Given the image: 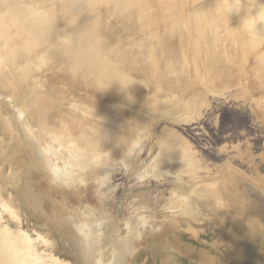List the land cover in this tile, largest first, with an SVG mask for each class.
Returning <instances> with one entry per match:
<instances>
[{
	"label": "rangeland",
	"instance_id": "obj_1",
	"mask_svg": "<svg viewBox=\"0 0 264 264\" xmlns=\"http://www.w3.org/2000/svg\"><path fill=\"white\" fill-rule=\"evenodd\" d=\"M3 1L13 10H19V5L23 8L25 1L28 6L34 2L29 6L32 8L35 4V8L39 9L44 3L43 9L53 10V0H48L49 3L47 0ZM89 1L93 2L92 11L103 9L104 24L111 22L116 26L112 31H127L135 25V36L140 37L145 33L140 31L148 26L152 34L158 36L155 44L160 50L168 37L173 40L179 38L183 30L186 36H196L192 23L196 19L199 3L203 2ZM137 1L142 6L133 4ZM241 2L242 11L244 4L250 3V0ZM215 3L219 2L216 0ZM1 4L0 14L7 9ZM127 4H132L133 8H125ZM41 8L39 10L42 11ZM134 17L138 21H134ZM67 20L66 16L61 22L66 23ZM176 21L181 22L178 28L165 29L166 24ZM188 51L190 56L191 50ZM191 57L194 56H190L187 65L191 81L189 88H183L185 91L181 90V98L166 105V108L143 83L138 86L139 99H135L115 82L102 88L97 86L94 77L73 75L59 66L36 69L34 76H29L24 82L17 76L24 63L15 68L8 65V68L3 66L2 69L1 65L2 225L14 233L22 231L30 235L37 253L45 258L52 255L64 264H86L66 235L77 231L75 223L89 216L94 218L89 227L103 236V242L107 239L111 242L123 241L130 238L131 229H135L137 238L132 255L119 264H264V83L256 80L250 62L243 61L228 80L215 82L210 91L196 77L195 60ZM247 73L248 76L253 74V79L248 78ZM166 87L169 90L172 88L169 85ZM166 95L169 97L170 93ZM161 98L166 99L163 95L159 100ZM31 102L35 108L45 105L39 113V120L44 124L57 127V130L65 126L73 128L75 159L85 155L84 146L77 143L87 136L92 142H97L96 147L103 145L99 142L121 141L126 149L124 152L128 154L110 157L107 166L91 165L81 176L82 182L79 184L77 181L71 186L51 183L44 178L43 172L36 173V179L39 177L36 185L41 183V187L37 185L35 193L44 198L41 197L42 209L35 210L20 198L18 191L21 183L18 184L17 175L23 169L16 165L25 157L24 152L20 154L16 151L25 136L42 142L38 137V122L30 117ZM168 142L189 149L194 162L177 164L180 160L163 148ZM56 148L58 152L72 156L73 151L67 147ZM187 167H194L196 174L184 172ZM151 170L153 176L141 178L142 174ZM104 172H108L109 178L102 183L100 178ZM57 212L61 218L54 222ZM110 226H116L117 233L109 234ZM103 245L105 254L113 262L114 248L105 243Z\"/></svg>",
	"mask_w": 264,
	"mask_h": 264
},
{
	"label": "bare ground",
	"instance_id": "obj_2",
	"mask_svg": "<svg viewBox=\"0 0 264 264\" xmlns=\"http://www.w3.org/2000/svg\"><path fill=\"white\" fill-rule=\"evenodd\" d=\"M22 1L24 0H21V2ZM214 1L216 2V0H203L202 3H199L200 6L197 7V12L195 13L196 19L192 23V28L193 31H195L194 33H196V36H186V33L183 30L178 35L179 38L173 40V38L168 37L161 50L155 44V40H159L158 36H154L148 26H144L145 30L142 29L140 31L141 33L145 31L144 35L140 37L135 36L137 33V31L135 32V25L131 26L127 31H122V29H120L119 32L117 29H113L112 31V28L116 26H113L111 22L107 23L112 26L104 24L105 19L103 9L101 8L92 11V1L81 0L82 6L76 11L71 10L70 0H53V10L51 11L43 9L44 3L43 5L42 3L40 4L42 5L40 6V8L42 7L41 11L39 10L40 8H35V4L33 5L34 8L29 7L32 6L31 4L34 2L31 4L28 3L30 4L28 6L27 3L25 4V1L24 4L22 3L25 8H21L20 5L17 8H19V10L23 9L25 12L33 15L47 31L50 37L49 43L46 47L28 50L20 46L17 39L16 29L10 25L9 20L7 19L9 12H15L18 10L10 8V4L8 8L7 2L3 4L4 1L2 0L0 1L2 2L1 5H6L7 9L4 7V11L0 14V66L2 65V69L3 66L8 68V65L10 68H15L19 67L21 62L24 63L22 69H19L21 70L20 73H17V76L22 78L24 82L29 76H34L33 73L36 72V69L49 66H53L54 68V66H59L66 72L73 73V75L83 74L85 77H94L97 86L100 85L102 88L108 86L111 82H115L118 86H122L125 89L124 92L128 95L132 94L135 99H139L140 88L138 86L143 83L147 88L151 89V92L153 93V95H151L154 98L157 96L160 104L165 105H162L164 108H166V105L175 102V100H179L185 89L189 88L191 81L189 82V67L187 68V65L190 62H188V60L192 55L194 57H191V59L195 60L193 64L195 63L194 70L196 77L202 80L204 84L208 86L209 90L213 84L215 85V82L220 81L222 83V81L228 80L232 76V72L235 68L242 65L243 61H246V63L247 61L250 62L249 64H251L253 69L254 77L257 78L256 80L260 81L259 83H264V33L257 32L250 35L246 31V28L251 25L252 21L256 19L264 20V8H261L259 11L258 7V5L264 4V0H250V3L248 2L249 6L248 3L244 4L240 13L235 11L232 12V8L235 3L240 6L238 10H241L242 6L240 3H242V0H217L219 3H215ZM133 4L135 6L141 5L139 1L134 2ZM26 5L28 7H26ZM104 5L106 4L104 3ZM52 6H50V9ZM250 6L254 8L251 9ZM125 8H133V5L127 4L125 5ZM66 16L68 17L67 22L62 23V18ZM112 17L114 18L112 19L115 20V16L112 15ZM133 19L134 21H138V18L136 17ZM179 23L181 24L180 21ZM179 23L176 21V23H170L169 25L166 24L165 29L168 27L170 29L175 27L176 29L179 27ZM74 25H76V28L82 29L84 27V30L73 35H62L64 32L75 31L76 29L71 27ZM257 30H264V24H258ZM221 31H224L225 35L222 34ZM129 32H132V34H128ZM74 38H86V43L90 47L93 60L87 72L76 73L70 70L72 60L81 54L82 48L85 46L84 44H81L79 47H73L72 41ZM190 40H192V42H190ZM189 49L191 50L190 56L188 54ZM23 59L27 62L25 63ZM246 76H248V73ZM252 76L250 74L248 78H252ZM19 78H16V80H19ZM167 85L172 87L171 90L166 87ZM250 86L252 87L253 85H249V87ZM183 88H185L184 91ZM120 89L122 90V88ZM166 93H170V96L167 97L168 95H166ZM162 95L166 98V101L162 98L163 101H160L161 99L159 100ZM157 99L155 100L156 104L154 103L156 107L158 102ZM29 106L31 109V119L37 120L36 122H38V137L42 142L39 143L38 139L33 140L28 136H25V138L20 141L21 143L19 142L20 146L18 145L19 147L16 149L20 154L24 152L23 154L25 157H22L21 162H17L16 165L23 169V172L17 175L18 184L21 183L18 191L20 198L35 210H39L42 207L41 197L43 196H39L35 193V190L38 189L36 188L38 185H36V182L39 178L37 177L36 179V173L43 172L45 174L44 178H47L51 183L71 186V184H74L77 181L79 184L82 182L79 174L91 168V165L97 166L103 164L104 166H107L110 157H120L128 154L127 151L124 152L126 149L121 141H114L112 143L106 142L101 147H96L97 142H92L87 138L88 136L79 139L77 143V145H83L85 148V155L82 157L73 159L71 156L60 153L56 147H67L70 151L76 149L72 139V133L74 132L73 128L64 125V128L61 127L60 130H57V127L53 128L48 126L47 124H44V121L41 122L39 120V113L44 110L45 105L35 108L32 103ZM160 106L158 107L160 108ZM83 126L85 127V125ZM95 126L97 127L98 125ZM78 128L80 127L78 126ZM85 129L87 130V128ZM24 145L26 148H24ZM163 148H167L166 151L168 154H171L173 158L175 155L188 150L179 144L175 145V143H173V145H171L169 142L165 143ZM87 149L89 150L88 153ZM172 162L174 163L173 160ZM194 167H187L184 172L195 175ZM106 170L108 171L107 168ZM150 176H153L152 170L142 174L141 178L148 179ZM108 178V172H104L100 179L102 183H105ZM40 179L42 180V177H40ZM40 184L41 183H39L37 187H41ZM43 192L45 193L46 190H43ZM197 194L201 195V192L197 191ZM42 198H44V196ZM52 202L50 204H53ZM49 207L52 206L49 205ZM101 216L103 217L104 215L101 214ZM54 218V222H56L57 219L59 220L61 218V215L57 212ZM2 219V213L0 212V264H64L52 255L45 258L37 253L33 243L34 241L29 238L30 235L28 236L22 231L14 233L7 226L2 225ZM89 219L91 218L88 217L84 221H80V224L77 225L76 228L77 231H72L70 236L68 234L66 235L69 239L68 242L73 248H75L78 254H81L82 252L88 253L94 258L95 264H119L120 262L125 261L128 258V255H132L134 247L133 243L135 238H137L135 229H131L132 236L130 238L124 239L123 241L111 242V245L114 248L112 256L115 258L112 262L111 257H108V255L105 254L103 248V246H105L103 245V236L96 234L93 229L88 226L90 224ZM66 229L67 228L63 230ZM117 231L118 228L116 226H110L109 234H115ZM79 244H82V250L79 249Z\"/></svg>",
	"mask_w": 264,
	"mask_h": 264
},
{
	"label": "clouds",
	"instance_id": "obj_3",
	"mask_svg": "<svg viewBox=\"0 0 264 264\" xmlns=\"http://www.w3.org/2000/svg\"><path fill=\"white\" fill-rule=\"evenodd\" d=\"M81 6V0H70V7L72 11H76ZM258 7L260 11L261 8H264V4L258 5ZM238 8H240V6L234 3L232 12L235 11L239 13L241 10H238ZM7 19L9 20L10 25L16 29L17 39L22 48L35 50L37 48L46 47L49 43L50 37L47 31L30 13H27L23 9H20L15 12H9L7 15ZM258 24H264V20L256 19L252 21L251 25L246 28V31L250 35L257 32L264 33V30H257ZM71 27L75 28L76 30L72 32H64L62 33V35H73L84 30V27L82 29L76 28V25ZM81 44L85 45L82 48L81 54L75 57L70 64V70L76 73L87 72L93 60L90 47L86 43V38H74L72 41L73 47H79Z\"/></svg>",
	"mask_w": 264,
	"mask_h": 264
},
{
	"label": "water",
	"instance_id": "obj_4",
	"mask_svg": "<svg viewBox=\"0 0 264 264\" xmlns=\"http://www.w3.org/2000/svg\"><path fill=\"white\" fill-rule=\"evenodd\" d=\"M99 143H101V144H104V143H102V142H99ZM72 154V156H71V158H73V159H75L74 158V155L73 154H75L76 152H71ZM90 169V168H89ZM88 169V170H89ZM88 170H86L85 172H87ZM85 172H83V173H80L79 174V176L81 177V176H83V174L85 173ZM60 185V184H59ZM71 185H73V184H71ZM61 186H67V185H61ZM91 219H89V222H90V224L89 225H92V223L94 222V218H93V216H89ZM80 224V221H77L76 223H75V228H77V225H79ZM88 225V226H89ZM77 230V229H76ZM106 245H111V241L109 240V239H107L105 242H104ZM80 246V250H82L83 249V247H82V244H79ZM112 246V245H111ZM113 247V246H112ZM80 256H81V258L85 261V263L86 264H95V262H94V258L91 256V255H89L88 253H81L80 254Z\"/></svg>",
	"mask_w": 264,
	"mask_h": 264
},
{
	"label": "flooded vegetation",
	"instance_id": "obj_5",
	"mask_svg": "<svg viewBox=\"0 0 264 264\" xmlns=\"http://www.w3.org/2000/svg\"><path fill=\"white\" fill-rule=\"evenodd\" d=\"M174 157H176L177 160H180L179 162H177V164L180 163V162L186 163L188 161H193L192 158H191V157H193V155H192V153H191V151L189 149L187 151H185V152H182V153H179V154L175 155Z\"/></svg>",
	"mask_w": 264,
	"mask_h": 264
}]
</instances>
